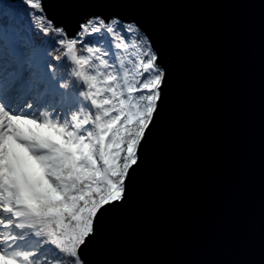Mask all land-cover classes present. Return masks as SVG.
Listing matches in <instances>:
<instances>
[{"label": "snow or ice", "instance_id": "obj_1", "mask_svg": "<svg viewBox=\"0 0 264 264\" xmlns=\"http://www.w3.org/2000/svg\"><path fill=\"white\" fill-rule=\"evenodd\" d=\"M155 8L0 0V264H147L124 225L165 193L186 88ZM217 264H264V23L259 233Z\"/></svg>", "mask_w": 264, "mask_h": 264}, {"label": "water", "instance_id": "obj_2", "mask_svg": "<svg viewBox=\"0 0 264 264\" xmlns=\"http://www.w3.org/2000/svg\"><path fill=\"white\" fill-rule=\"evenodd\" d=\"M170 27L185 92L164 195L124 227V259L217 264L259 233L260 73L264 0H148Z\"/></svg>", "mask_w": 264, "mask_h": 264}]
</instances>
